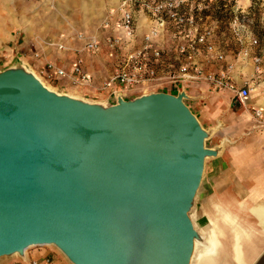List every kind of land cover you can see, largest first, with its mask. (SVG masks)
<instances>
[{
  "label": "water",
  "instance_id": "water-1",
  "mask_svg": "<svg viewBox=\"0 0 264 264\" xmlns=\"http://www.w3.org/2000/svg\"><path fill=\"white\" fill-rule=\"evenodd\" d=\"M188 98L84 100L23 62L0 70V257L52 244L73 264H192L207 243L195 250L192 217L205 161L221 146Z\"/></svg>",
  "mask_w": 264,
  "mask_h": 264
},
{
  "label": "crops",
  "instance_id": "crops-1",
  "mask_svg": "<svg viewBox=\"0 0 264 264\" xmlns=\"http://www.w3.org/2000/svg\"><path fill=\"white\" fill-rule=\"evenodd\" d=\"M32 3L33 6L30 7L34 8L33 11L18 21L20 34L17 37L11 34L9 43L12 44L7 50L16 55V60L33 69H42L51 61L70 69L78 56L76 49L82 46L80 41L69 38L70 35L89 33L105 41L113 29L103 27L102 21L107 14L117 9L120 0H35ZM256 6H264V0H241L239 5L233 7L213 8L211 12L216 24V37L224 45L227 60L204 63L202 55H198L196 59L203 69L215 74L228 63H232L234 67L228 69L230 78L239 86L246 87L247 82L259 78L263 81L259 91L250 94L243 101L239 99L240 101L232 102L230 90L228 93L212 91V84L205 80L183 78L165 83L166 92L177 94L185 89L191 96L188 104L202 124L216 129L210 146L223 143L219 155L209 161L208 169L211 171L224 165L225 185L213 180L211 183L215 187L216 199L225 200L218 203L221 208L230 210L232 225L241 227L243 250L249 264H254L264 252V223L256 212L257 207L264 205V124L259 125L253 119L252 109L248 107L252 105L264 111V44L255 34L258 44L251 47L248 55H244L242 46L235 49L226 39L222 40V35L226 32H222L218 22L225 13L233 26L237 11L243 16ZM242 28L248 31L245 25ZM235 50L238 51L234 52ZM104 51L106 48L99 51V54L81 53L85 70L100 84L107 78L103 75H109L113 66V60ZM167 51L169 53L165 63L159 67V74L165 78L178 72L183 61L174 50ZM36 53L40 56L37 57ZM101 54L106 57H99L98 63H94V58ZM256 55L261 58L259 69L254 62ZM100 97L93 100H106L103 94ZM46 256L53 257L51 264H71L52 247L43 246L29 250V257Z\"/></svg>",
  "mask_w": 264,
  "mask_h": 264
},
{
  "label": "built area",
  "instance_id": "built-area-1",
  "mask_svg": "<svg viewBox=\"0 0 264 264\" xmlns=\"http://www.w3.org/2000/svg\"><path fill=\"white\" fill-rule=\"evenodd\" d=\"M240 2L241 0H120L117 9L107 14L102 21L103 27L113 29L105 41L94 34L77 33L72 40L82 42V46L76 49L78 56L72 67L66 69L51 61L40 69L41 74L67 79L75 86H84L90 91L103 94L105 101L109 102H117L119 96L129 98L137 90L165 86L166 82L183 78L207 80L215 88L233 90L238 99L243 101L250 94V89L238 86L230 78L228 69L234 67L232 63L215 74L203 69L196 59L198 55H202L204 63L227 60L224 45L216 37V24L211 11L216 7H233ZM239 14L237 11V19ZM256 44L258 39L251 38L242 53L248 55L251 47ZM103 48H106L107 55L113 60L114 71L100 85H94L92 74L84 68L81 53H97ZM168 49L174 50L183 61L178 72L165 78L159 74V67L165 63ZM254 62L259 65L260 57L256 55ZM251 109L258 124L263 125L264 111L254 106ZM51 263L52 259L46 256L28 257L12 264Z\"/></svg>",
  "mask_w": 264,
  "mask_h": 264
},
{
  "label": "rangeland",
  "instance_id": "rangeland-1",
  "mask_svg": "<svg viewBox=\"0 0 264 264\" xmlns=\"http://www.w3.org/2000/svg\"><path fill=\"white\" fill-rule=\"evenodd\" d=\"M32 2H35V0H0V70H3L7 68L10 65L21 63L22 61L16 60V55H12L11 52H9L7 49L11 46L12 42L9 43L11 40L10 37L11 34L14 36H18L20 34V30L18 29V21L20 19H24V17L33 11L34 8H31L30 6H33ZM32 3V4H31ZM230 20L228 17H226L225 13H223V17L219 19L218 25L222 32H226V34L222 35V40H227L230 45H232L235 49L239 46H242L243 48L247 46L251 42V38H260L262 43L264 44V6H256L255 8L253 7L248 11V13L244 14L243 16H239L237 21L235 22V25H230ZM242 25H245L248 28V31L242 28ZM23 29V28H22ZM252 31L254 33H252ZM77 34V33H76ZM76 34L70 35L69 38L72 39V37ZM255 34L258 36H255ZM75 41V40H74ZM79 42V41H78ZM259 42V41H258ZM82 43V42H81ZM238 50H235L234 52H237ZM107 53V50L104 51ZM100 52H97L96 54H99ZM38 54V53H36ZM39 57L40 55H36ZM94 57V56H93ZM104 59L106 56L105 54H101L100 56H97L94 58L93 62L96 64L98 63V58ZM261 59V58H260ZM91 62L92 64H94ZM261 63V62H260ZM260 63L259 65L256 64V68H260ZM31 71L34 73H37L43 81L49 85L53 90L58 91L60 93H69V92H77V90L81 91L80 94L84 95L86 98L93 100V99H98L101 98L100 94L96 91H90L88 88L84 86H75L67 79H58L55 77H47L43 74H41L40 69H33L29 65H27ZM259 66V67H257ZM112 69H110V74L114 71V66H111ZM109 74V75H110ZM108 74H104L103 77H108ZM93 76V75H92ZM93 84L94 85H100V83H96V79L93 76ZM103 81V80H102ZM200 81V80H198ZM207 81V80H205ZM209 82V81H207ZM263 81L259 78H255L251 82H247V87L250 89V94L256 93V91L260 90V85ZM212 84V83H211ZM238 85V84H237ZM239 86V85H238ZM73 87V89H72ZM166 86H160V87H154V88H149V89H144V90H137L136 94L129 97H135L144 93H151V92H158V91H165ZM216 90L218 92H223V93H228L229 89H226L224 87L222 88H215L214 85L212 84V91ZM229 94L231 95V101H240L236 95V93L233 90H230ZM166 92V91H165ZM187 92V91H186ZM249 94V95H250ZM189 95V94H188ZM248 95V96H249ZM190 96V95H189ZM191 99H185L186 103L188 104V100ZM249 104V103H248ZM189 105V104H188ZM249 108H252V105H248ZM191 108V107H190ZM192 110V109H191ZM193 111V110H192ZM253 119H255L253 117ZM257 121V119H255ZM201 122V121H200ZM258 122V121H257ZM202 123V122H201ZM203 125V124H202ZM204 128L207 130L213 129L212 135L207 139L206 144L208 147L210 146L211 138L215 135L216 129L214 127H205ZM217 146V145H215ZM213 146V147H215ZM218 146H222L223 143L218 144ZM212 147V148H213ZM220 150V151H221ZM219 151V153H220ZM219 155V154H218ZM217 155V156H218ZM217 156H211L208 157L205 161V170H204V175H203V181L201 184V187L199 188L198 191V197H197V205L196 208L192 214L193 219L199 223L201 227H208L210 225V221L214 218L217 220V231L219 238L221 240V245H219L215 250L217 256V263L216 264H236L235 259L232 256V251H233V244L234 241L236 240V231L241 232V227L240 225H232V219H223V209H221L220 203H218L220 200L224 201L223 199H216V192H215V187L212 186L211 180L218 181L220 184L221 182L223 183L222 185H225V172H226V167L224 165L219 166L217 169L209 170V161H213L212 159L217 157ZM215 185H217L215 183ZM222 198V197H221ZM219 204V205H218ZM264 207V205H262ZM258 214L260 215L262 222L264 223V211L262 209H258ZM227 223H231L228 225ZM43 247V246H40ZM44 247H52L61 255H63L66 259H68L63 252L56 247L55 245H46ZM39 247H35L33 249H36ZM204 248L201 247L199 248V252L203 253ZM197 253V254H198ZM29 254V252H28ZM199 255H196L194 258L192 264H200L199 261L197 260ZM50 257V256H49ZM53 259V257H50ZM24 260L21 256L17 255H10V256H3L0 257V264H11L14 261H20ZM197 260V261H196ZM73 264L72 262H70Z\"/></svg>",
  "mask_w": 264,
  "mask_h": 264
},
{
  "label": "bare ground",
  "instance_id": "bare-ground-1",
  "mask_svg": "<svg viewBox=\"0 0 264 264\" xmlns=\"http://www.w3.org/2000/svg\"><path fill=\"white\" fill-rule=\"evenodd\" d=\"M21 75H22L23 79H27V78H29L30 74H29V72H23ZM34 75L39 80H41V82L47 88L52 90V88L49 85H47L37 73H34ZM65 93H67V92H65ZM67 94L74 97V98L90 100V99L86 98L84 95L77 93V92H69ZM221 209H223V208H221ZM258 209H264V207H262V206H260V208L257 207L256 212L258 211ZM223 210H224L223 214H222L223 219L229 220V218H231L230 210H226V209H223ZM216 227H217V220L213 218L210 221V225H208V227H202V229H201L202 232H200L199 238L195 240V250L198 249V245L201 243V238L204 237L207 240V243L205 244L206 249H204L203 253H201V252H199L198 254L196 253V255H199V257L197 256L198 257L197 260L199 261L200 264H216L217 263L216 258L218 255L216 254L217 250H215V249L219 245H221V240L219 238L218 231H217ZM50 245H52V244H50ZM28 252H29V249H26L24 252V256H25L24 259L29 257ZM17 254L19 255L18 252L14 253L13 255H17ZM152 254H154V253H152ZM232 255L236 261V264H249L247 258L245 257V253L243 250L242 232H240V231H236V240L234 241V244H233ZM137 257H138V255L136 256V258L135 257L131 258V264H137ZM154 259H155V257H154Z\"/></svg>",
  "mask_w": 264,
  "mask_h": 264
}]
</instances>
